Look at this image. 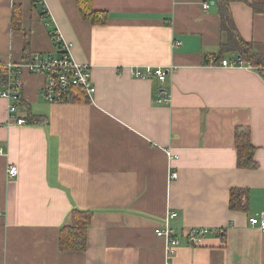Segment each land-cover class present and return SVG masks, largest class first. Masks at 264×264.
I'll return each instance as SVG.
<instances>
[{"label": "crops", "instance_id": "1", "mask_svg": "<svg viewBox=\"0 0 264 264\" xmlns=\"http://www.w3.org/2000/svg\"><path fill=\"white\" fill-rule=\"evenodd\" d=\"M227 1L264 61V12L254 8L264 0ZM46 4L43 16L35 0H0L1 60L55 53L59 30L90 65L96 91L87 101L51 102L45 74L25 71L28 108L18 114L42 117L25 125L0 93V264H166L155 229L171 211L183 241L170 264H264V231L249 222L264 216V75L251 64L209 63L226 41L216 0H93L108 13L104 25L84 20L76 0ZM144 66L170 69L168 81L133 77ZM163 89L168 100L159 102ZM243 128L253 169L237 165ZM233 188L244 190L246 210L231 208ZM74 207L93 211L83 252L59 247ZM194 227L210 230L197 246L185 238Z\"/></svg>", "mask_w": 264, "mask_h": 264}, {"label": "built area", "instance_id": "2", "mask_svg": "<svg viewBox=\"0 0 264 264\" xmlns=\"http://www.w3.org/2000/svg\"><path fill=\"white\" fill-rule=\"evenodd\" d=\"M36 4H39L43 10L48 13L46 0H35ZM209 3L204 4V8L208 9ZM53 42L56 45L55 53H40L35 52L19 63H6L9 70L8 84H1V94L4 97L15 100V93L23 87L21 74L25 71L30 73H41L46 76V85L43 89V95L51 102H66L71 97V90L74 87L82 88L86 91V94L91 96L95 93L96 89L93 85L91 67L89 64L78 62L73 56L74 44L67 41L59 30H55L52 36ZM180 42L177 43L179 45ZM0 61L1 55H0ZM211 65H216V58L211 57L209 59ZM222 67H237L246 66L250 67V64H246L239 56L234 59H222L219 62ZM170 69L154 68L152 66L134 67L132 69V75L139 79H151L157 77L161 84L168 81ZM166 91L163 89L160 92L159 102L167 101ZM18 106L16 104L11 105L10 114L11 118L15 119L17 124H27L26 118L20 116L17 112ZM0 153H3L0 149ZM170 158L173 155L168 152ZM8 177L13 178L17 175V167L14 165L8 168ZM177 171L171 172L169 178H177ZM178 217V212L171 211L167 214L164 222L155 229V234L165 239L166 244V264H170L171 256H173L177 250V247L182 244L183 238L173 225V220ZM249 222L252 225L259 226L264 231V216H254L249 218ZM208 228L194 227L190 228L185 235L189 244L197 246L203 242V237L209 232Z\"/></svg>", "mask_w": 264, "mask_h": 264}, {"label": "trees", "instance_id": "3", "mask_svg": "<svg viewBox=\"0 0 264 264\" xmlns=\"http://www.w3.org/2000/svg\"><path fill=\"white\" fill-rule=\"evenodd\" d=\"M80 14L82 18L89 21L94 25H104L108 21V13L104 10H98L94 8L93 0H76ZM219 14L221 17V27L226 33V41L219 47L216 62H221L224 59V55L229 52H235L245 63L261 67V72L264 75V61L261 60L259 55L255 53L253 45L245 41L240 35L237 26L234 22L229 2L227 0H216ZM255 9L264 12V4L254 6ZM43 10V8H42ZM42 15L45 16L46 12L43 10ZM13 28H18L20 24L19 9L15 8L12 19ZM9 70L4 61H0V90H2L1 84H8ZM15 102L18 108L22 107L26 110L27 104L22 99V88L16 93ZM89 100L86 91L82 88L74 87L71 90V97L68 102H82ZM42 117L33 115L29 110L26 117L27 124H36L41 121ZM236 147H237V165L239 168L253 169L258 166L255 160V146L251 143L250 130L238 129L236 131ZM244 195L243 189L231 190V208L238 210H246L247 203L242 202V196ZM93 211L83 210L74 207L71 212L70 223L63 226L59 234V247L63 251L83 252L87 248V230L89 228Z\"/></svg>", "mask_w": 264, "mask_h": 264}, {"label": "rangeland", "instance_id": "4", "mask_svg": "<svg viewBox=\"0 0 264 264\" xmlns=\"http://www.w3.org/2000/svg\"><path fill=\"white\" fill-rule=\"evenodd\" d=\"M17 112H18V110H17Z\"/></svg>", "mask_w": 264, "mask_h": 264}]
</instances>
